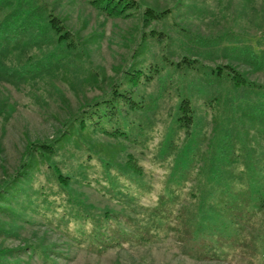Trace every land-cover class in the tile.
I'll return each mask as SVG.
<instances>
[{
  "label": "rangeland",
  "instance_id": "1",
  "mask_svg": "<svg viewBox=\"0 0 264 264\" xmlns=\"http://www.w3.org/2000/svg\"><path fill=\"white\" fill-rule=\"evenodd\" d=\"M47 1L83 45L84 67L94 76L80 81L84 67L73 66L76 71L65 72L73 81L62 70L17 85L0 81L10 111L6 119L0 114V183L16 173L29 140L53 137L83 102L101 94L122 64L155 63L161 72L146 90L168 79L176 93L169 115L177 114L185 96L194 115L188 132L174 134L168 127L160 134L158 119L147 128L146 138L153 137L127 148L143 174L128 180L120 175V189L95 164L87 166L88 182L73 178L71 200L39 194V186H50L43 164L11 188L2 186L0 248L10 250L0 264H264V110L255 101L259 86L250 85L248 96L235 94L223 66L231 63L264 83V0H137L125 16L109 15L89 0ZM147 5L169 10L143 28ZM183 55L195 59L191 66L170 63ZM144 108L136 114H154ZM71 147L67 165L73 171L79 153ZM160 202L168 208L167 232L150 225ZM95 209L110 211L96 217ZM104 240V248L96 246Z\"/></svg>",
  "mask_w": 264,
  "mask_h": 264
},
{
  "label": "trees",
  "instance_id": "2",
  "mask_svg": "<svg viewBox=\"0 0 264 264\" xmlns=\"http://www.w3.org/2000/svg\"><path fill=\"white\" fill-rule=\"evenodd\" d=\"M89 1L97 9L112 16L129 15L131 9L137 6V0ZM49 3L47 0H0V81L17 85L46 77L49 74L57 77L61 70L64 79L73 81L68 78L65 72L76 71L74 67L83 68L86 66L83 45L65 25L63 19L54 12ZM168 10L169 8L158 10L147 5L142 11V27L144 28L151 19H159ZM149 31L153 33L155 29ZM142 33L144 36L145 30ZM31 49L38 53L36 55L30 53ZM194 60V58L183 55L178 57L176 62L170 60V63L175 64V67L191 66ZM138 63L141 61L138 60ZM138 63L134 61L129 66L122 64L117 69L118 75L109 80L108 86L103 87L101 94L93 96L88 102H83L81 107L66 119L63 127L56 131L53 137L46 140H29L16 173L10 178L9 176L3 178L0 189L2 186L11 188L18 184L17 179L20 178V175H33L42 164L47 170L46 182L50 183V186L45 190L39 186L41 188L39 194L49 195L51 192L54 194L53 196L58 194L59 197L64 196L69 200H71L69 192L72 191L71 181L73 178L81 177L88 182L87 166L92 164L100 167L105 178L112 183L113 189L116 187L120 189L119 185L122 179L120 175L122 174L127 177L124 178L125 180L139 179L143 174L142 164L137 156L127 148L152 138L154 135L152 132V135L146 138L147 128L152 130L153 124L156 126L157 119L163 123L160 134L168 127L172 128L174 134H178L182 130L188 132L194 114L190 99L185 96L180 97L177 102V114L171 117L167 108L172 100H176L173 87L167 79L163 85L158 84L156 90L147 91V85L151 81H155V75L161 70L155 63L144 66L142 63L136 65ZM260 65H264V62H261ZM223 66L236 91L235 94H247L248 96L249 93H253L249 90L250 85L259 86V91L254 93L257 95L255 101L262 104L260 108L264 110V89H262L264 83L250 80L244 71L237 69L231 63H225ZM83 69L85 75L80 81H88L89 77L94 76L90 68L86 70L84 67ZM220 71V67L217 70L213 69V72ZM241 96L235 97V101L241 102ZM244 99L247 101L246 97ZM6 104L5 97L0 96V114L4 119L10 114L9 108H5ZM146 105L148 107L145 109ZM142 108L145 111L152 109L154 114L150 117H145L140 113L136 114V111ZM124 123H127L126 127L123 125ZM102 135L114 138L115 142L101 139ZM159 144L161 146V140ZM71 146L79 153L78 164L73 171H70L69 167L71 166L67 165V162L72 158L67 154L69 152L67 148L71 150ZM114 165H116L115 168ZM75 171L76 173H73ZM160 199H164L163 195L159 196ZM74 200H76V196ZM73 202L68 204L70 211L75 206ZM163 205L164 202H160L159 207L155 210L157 217L150 225H158L160 229L163 228V232H167L169 225L164 222V217L168 213V208H163ZM76 208L79 210V207ZM85 208L86 205H83L82 209ZM95 210H91V214L96 217L107 216L110 211L109 209ZM86 212L82 224L86 223ZM116 215L121 216L122 213L117 212ZM67 220L69 221L71 218ZM145 227L148 228V226ZM145 235V233H140L138 237L145 239L151 237ZM107 243V240H104L97 243L96 246L104 248ZM9 250V248H0V260H3V254ZM40 252L47 254L45 248L44 252Z\"/></svg>",
  "mask_w": 264,
  "mask_h": 264
}]
</instances>
